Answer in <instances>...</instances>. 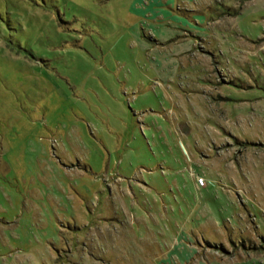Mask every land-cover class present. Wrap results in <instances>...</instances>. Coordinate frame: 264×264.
I'll use <instances>...</instances> for the list:
<instances>
[{
    "label": "rangeland",
    "instance_id": "rangeland-1",
    "mask_svg": "<svg viewBox=\"0 0 264 264\" xmlns=\"http://www.w3.org/2000/svg\"><path fill=\"white\" fill-rule=\"evenodd\" d=\"M0 264H264V0H0Z\"/></svg>",
    "mask_w": 264,
    "mask_h": 264
},
{
    "label": "crops",
    "instance_id": "crops-1",
    "mask_svg": "<svg viewBox=\"0 0 264 264\" xmlns=\"http://www.w3.org/2000/svg\"><path fill=\"white\" fill-rule=\"evenodd\" d=\"M161 37L163 38V40L162 41H160V42H168V41H170V40H172L173 41V39L174 38H172V39H170V35L168 34V32H162V34H161ZM186 42V41H185ZM180 45V43L178 44V46ZM176 46V48H178L177 47V45H175ZM190 45L188 44V46H182V47H180V48H187V47H189ZM189 172H191V171H189ZM190 174V173H189ZM191 177L193 176V175H190ZM192 178H194V177H192ZM194 185L196 186V187H198L197 186V184H196V182L194 183ZM188 250H189V247L187 246V247H181V251H182V253L184 254V253H187L188 252Z\"/></svg>",
    "mask_w": 264,
    "mask_h": 264
},
{
    "label": "built area",
    "instance_id": "built-area-1",
    "mask_svg": "<svg viewBox=\"0 0 264 264\" xmlns=\"http://www.w3.org/2000/svg\"><path fill=\"white\" fill-rule=\"evenodd\" d=\"M195 182L198 186L206 185V180L202 175H195Z\"/></svg>",
    "mask_w": 264,
    "mask_h": 264
}]
</instances>
